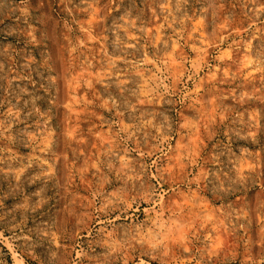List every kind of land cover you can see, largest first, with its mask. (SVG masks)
<instances>
[{
  "label": "rangeland",
  "instance_id": "1",
  "mask_svg": "<svg viewBox=\"0 0 264 264\" xmlns=\"http://www.w3.org/2000/svg\"><path fill=\"white\" fill-rule=\"evenodd\" d=\"M0 264H264V0H0Z\"/></svg>",
  "mask_w": 264,
  "mask_h": 264
}]
</instances>
